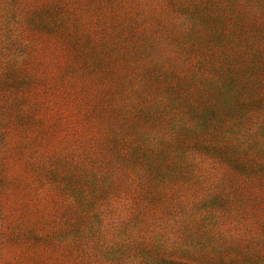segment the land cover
<instances>
[{
    "label": "rangeland",
    "instance_id": "1",
    "mask_svg": "<svg viewBox=\"0 0 264 264\" xmlns=\"http://www.w3.org/2000/svg\"><path fill=\"white\" fill-rule=\"evenodd\" d=\"M0 264H264V0H0Z\"/></svg>",
    "mask_w": 264,
    "mask_h": 264
}]
</instances>
